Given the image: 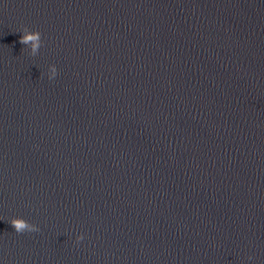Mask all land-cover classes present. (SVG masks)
I'll return each instance as SVG.
<instances>
[{"label": "water", "instance_id": "95a60500", "mask_svg": "<svg viewBox=\"0 0 264 264\" xmlns=\"http://www.w3.org/2000/svg\"><path fill=\"white\" fill-rule=\"evenodd\" d=\"M0 264H264V0H0Z\"/></svg>", "mask_w": 264, "mask_h": 264}, {"label": "clouds", "instance_id": "9594fccd", "mask_svg": "<svg viewBox=\"0 0 264 264\" xmlns=\"http://www.w3.org/2000/svg\"><path fill=\"white\" fill-rule=\"evenodd\" d=\"M20 43L22 45H30L31 46V55L35 56L38 54L39 49L42 46L41 33L39 31H31L27 27L23 29V35L21 36ZM58 69L55 65L50 66V75L49 79H53L57 76ZM10 224L14 227L17 233L24 232H38L40 231L39 227L35 224L28 222L26 219L22 217H14L11 219ZM84 235L81 234L77 236L76 241L77 244L84 240Z\"/></svg>", "mask_w": 264, "mask_h": 264}]
</instances>
